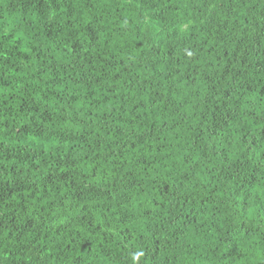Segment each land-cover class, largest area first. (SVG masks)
Wrapping results in <instances>:
<instances>
[{
  "label": "trees",
  "instance_id": "16d2710c",
  "mask_svg": "<svg viewBox=\"0 0 264 264\" xmlns=\"http://www.w3.org/2000/svg\"><path fill=\"white\" fill-rule=\"evenodd\" d=\"M0 264H264V0H0Z\"/></svg>",
  "mask_w": 264,
  "mask_h": 264
}]
</instances>
